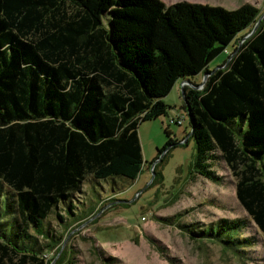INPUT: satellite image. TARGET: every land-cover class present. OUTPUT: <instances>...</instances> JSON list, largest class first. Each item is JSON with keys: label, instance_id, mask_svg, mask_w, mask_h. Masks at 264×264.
<instances>
[{"label": "trees", "instance_id": "1", "mask_svg": "<svg viewBox=\"0 0 264 264\" xmlns=\"http://www.w3.org/2000/svg\"><path fill=\"white\" fill-rule=\"evenodd\" d=\"M260 14L247 1L233 9L187 0H0V264H49L30 231L58 250L95 211L75 212L85 183L118 193L134 181L145 164L138 126L166 115L162 98L182 79L197 85L192 78L204 71V85L181 92L195 141L187 178L218 183L212 162L224 160L238 202L264 236V18L235 43ZM227 47L223 67L211 68ZM164 131L158 154L178 144ZM158 166L154 183L163 180ZM52 213L65 235L50 230ZM180 216L157 219L236 254L255 243L241 237L248 221L240 217L203 228Z\"/></svg>", "mask_w": 264, "mask_h": 264}, {"label": "rangeland", "instance_id": "2", "mask_svg": "<svg viewBox=\"0 0 264 264\" xmlns=\"http://www.w3.org/2000/svg\"><path fill=\"white\" fill-rule=\"evenodd\" d=\"M162 1L168 5L180 0ZM187 1L233 9L247 1L259 7L261 13L264 12V0ZM252 28L246 29L245 33ZM246 35H238L235 43L245 39ZM229 51L231 49L227 47L211 61L210 67H223L222 62ZM192 82L200 87L203 83L202 73L194 76ZM180 84H175L162 98L170 105L168 113L142 121L138 126L145 164L134 181L118 193L109 190L105 183H102L101 188L98 185L93 188L85 183L83 189L74 196L73 202L77 206L75 212L84 209V212L89 213L91 207L95 211L84 223L73 226L67 235L65 225L55 214H50L46 220L52 233L65 235L58 250L57 247L46 249L47 241L33 230L30 231L37 237L36 244L42 249V257L46 261L51 260L52 264L59 260L58 264H105L103 257L111 256L115 264H264V236L249 221L247 212L238 202L235 194L236 178L226 162L222 159L212 162L215 172L221 176L218 183L199 175L193 179L187 178L195 156V141L189 134L191 126L183 108ZM182 114L184 119L177 124L175 120ZM164 128L170 131V136L178 144L158 154V149L168 138ZM156 163L163 176L160 183L153 182L152 169ZM111 194H115V200L108 201ZM178 212H181L180 223H196L203 228L220 218L245 219L248 226L240 231L241 237L249 236L255 243L244 248L246 251L243 253L236 254L222 249L218 243L201 241L181 227L157 219ZM62 214L66 218L70 217L65 211ZM6 264L18 263L9 261Z\"/></svg>", "mask_w": 264, "mask_h": 264}, {"label": "water", "instance_id": "3", "mask_svg": "<svg viewBox=\"0 0 264 264\" xmlns=\"http://www.w3.org/2000/svg\"><path fill=\"white\" fill-rule=\"evenodd\" d=\"M263 18H264V12L261 13V14L257 17V19H256V21H255V24H254L253 28L250 30V32H249L246 36H249L251 33H253V32L255 31V29L258 28V26H259V24H260V22L262 21ZM231 56H233V54H232ZM231 56H230V57H231ZM207 75H208V72H205V71H204V72H203V83H201L202 85H204V82H205V79H206V76H207ZM180 82H181V84H180V91H181V92L183 91L182 87H183L184 84H188V86H191V87H193V88H198V86H199V85H193V84L188 80V78L182 79V80H180ZM183 98H184V96H183ZM189 134H191V131H190ZM52 263H53V261H51L50 264H52Z\"/></svg>", "mask_w": 264, "mask_h": 264}, {"label": "built area", "instance_id": "4", "mask_svg": "<svg viewBox=\"0 0 264 264\" xmlns=\"http://www.w3.org/2000/svg\"><path fill=\"white\" fill-rule=\"evenodd\" d=\"M183 119H184V117H183V114H182V116L180 118H178L177 120H175V121L177 123H180ZM171 120L173 121L174 119H171Z\"/></svg>", "mask_w": 264, "mask_h": 264}, {"label": "crops", "instance_id": "5", "mask_svg": "<svg viewBox=\"0 0 264 264\" xmlns=\"http://www.w3.org/2000/svg\"><path fill=\"white\" fill-rule=\"evenodd\" d=\"M180 82V81H179ZM177 84V83H176ZM175 86V85H174ZM174 86H173V88H174ZM171 119H172V117H171Z\"/></svg>", "mask_w": 264, "mask_h": 264}]
</instances>
